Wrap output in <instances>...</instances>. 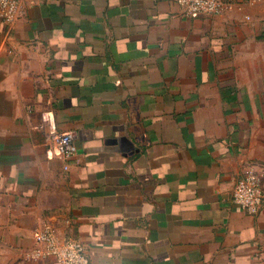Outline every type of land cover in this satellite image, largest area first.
I'll return each mask as SVG.
<instances>
[{"label": "crops", "instance_id": "obj_1", "mask_svg": "<svg viewBox=\"0 0 264 264\" xmlns=\"http://www.w3.org/2000/svg\"><path fill=\"white\" fill-rule=\"evenodd\" d=\"M263 30L264 0H40L0 21V264H57L30 257L46 224L89 264H264V204L231 201L248 170L264 184Z\"/></svg>", "mask_w": 264, "mask_h": 264}, {"label": "built area", "instance_id": "obj_2", "mask_svg": "<svg viewBox=\"0 0 264 264\" xmlns=\"http://www.w3.org/2000/svg\"><path fill=\"white\" fill-rule=\"evenodd\" d=\"M40 0H0V21L12 23L27 2ZM232 0H175L187 15L222 12ZM56 146L65 157L73 154L72 134L58 133ZM233 205L248 213H257L264 204V184L260 175L253 169L248 170L234 184L231 192ZM36 241L44 247L31 252V258L52 256L57 264H89L85 246L75 238H59L55 229L46 224L37 234Z\"/></svg>", "mask_w": 264, "mask_h": 264}, {"label": "rangeland", "instance_id": "obj_3", "mask_svg": "<svg viewBox=\"0 0 264 264\" xmlns=\"http://www.w3.org/2000/svg\"><path fill=\"white\" fill-rule=\"evenodd\" d=\"M256 40L262 42V44H261V46L259 48L262 51V53H264V30L262 31V33L259 36H257ZM256 50H258L257 46H256Z\"/></svg>", "mask_w": 264, "mask_h": 264}]
</instances>
